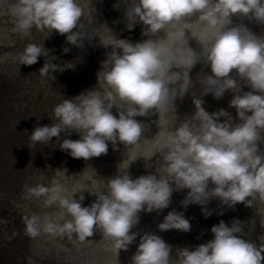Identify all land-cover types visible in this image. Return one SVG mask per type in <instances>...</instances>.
<instances>
[{"label": "clouds", "instance_id": "obj_1", "mask_svg": "<svg viewBox=\"0 0 264 264\" xmlns=\"http://www.w3.org/2000/svg\"><path fill=\"white\" fill-rule=\"evenodd\" d=\"M121 5L125 9L126 28L132 30L142 23L143 35L148 37L199 14L205 25L199 37L201 52L198 54L189 46L176 47L161 39L106 42L105 47H111V51L101 62V70L107 69L103 77L107 85L104 96L90 89L75 96L78 103L72 98L65 99L54 108L58 123H38L34 127L29 136L30 148L48 145L55 138L60 141L61 150L73 158L88 160L107 154L108 142L114 147L117 140L125 145L136 143L144 126L135 117L147 116L149 110L169 102L175 110L173 102L177 97L183 98L192 87L189 73L201 59L210 64L213 73L200 77L204 86L201 95L212 93L219 99L226 90L234 91L230 106L236 109L241 122L233 124L230 113L224 109L209 114L202 107L203 101L194 98L196 111L191 119L199 121V127L183 123L157 149L167 164L172 183L153 174L135 179L128 173L117 175L108 182L110 191L94 193L97 200L91 206H82L83 195L79 200L61 196L64 189L60 185L51 188L36 185L28 189L30 196H47V205L58 202L72 217L62 225L45 218V232L59 231L69 236L76 233L84 240L99 227L103 234L114 238L117 251L127 250L135 241L138 233L132 228L139 222V213L167 208L174 190H190L181 202L184 207L189 203L206 205L211 198H218L229 207L238 203L251 207L248 197L259 193L264 198V153L258 146L264 132V36L255 35L244 25H234L232 19L242 16L264 24V0H117L113 8L119 9ZM12 13L18 29L24 33L34 26L47 28L50 34L55 30L78 48H83L88 38L80 30L83 9L76 0H17ZM184 35L183 31L169 34L171 39ZM69 51L70 48H63L65 54ZM46 55L37 44H29L20 64L31 66ZM57 70L55 63L45 59L39 72L44 76ZM233 70L252 91L241 94L237 79L230 75ZM117 97L130 106L120 108L115 103ZM113 106L117 107L118 116L113 114ZM221 116L228 119L220 122ZM72 131L79 133L80 139L67 138ZM209 181L215 186L209 188ZM202 212L206 218L211 215L207 208L202 207ZM38 220L35 215L24 218L29 237L39 235ZM158 228L187 232L191 224L183 213L173 210ZM211 232L214 239L194 250L179 248L180 264H264V246L258 248L242 238V221L234 220L231 226L220 221L212 226ZM172 248L159 235L146 232L140 236L133 264H170Z\"/></svg>", "mask_w": 264, "mask_h": 264}, {"label": "rangeland", "instance_id": "obj_2", "mask_svg": "<svg viewBox=\"0 0 264 264\" xmlns=\"http://www.w3.org/2000/svg\"><path fill=\"white\" fill-rule=\"evenodd\" d=\"M76 2L83 9L80 30L87 35L93 47L100 45V52L104 54L98 66L94 65L92 69L94 74L81 71L83 63L80 59L83 55H76L85 54L89 49L75 48V58L70 54L64 56L62 50L55 48L54 45H50L47 50L50 49L55 56L53 63L58 68L57 72L67 71L69 74L42 76L38 68L36 70L38 74H31L28 69L27 74H20V72L26 73L25 70L20 69L14 74V82L0 74V264H133L132 257L138 248L140 236L146 232L160 234L162 239L176 250L178 244L187 243L188 240H179L174 238L175 235L163 238L158 227L156 233L152 222L150 224L144 222V211L139 213V222L132 228V231L138 235L127 250L117 251L114 247V238L103 234V230L99 227L94 229L93 236L84 240H80L76 233L71 236L67 233L61 234L59 231L47 233L43 230L45 218L54 224L62 225L72 217L65 208L59 206L58 202L47 205L45 203L47 196H30L28 189L36 185L48 188L60 185L64 189L61 196L70 200L72 198L79 200L83 195L85 198L81 202L82 206H91L97 200L94 193L110 191L108 182L117 175L128 173L132 179L148 174H153L159 179L172 178L168 175L167 164L157 149L166 143L168 137L183 123L188 122L199 127L200 122L191 119L196 111L194 98L203 101L202 107L209 114L224 109L230 113L233 124L241 122L236 109L230 106V101L235 95L234 91L226 90L219 99H216L212 93L201 95L204 86L200 83V77L205 74L213 75L210 64L201 59L189 73L193 84L187 92L188 95L185 94L183 98L177 97L173 102L175 110L169 102L159 109L149 110L147 116L135 117L144 126L143 134L136 143L125 145L117 140L114 147L108 142L107 154L88 160L73 158L67 151L59 148L60 141H56L55 138L48 145L37 144L30 148L29 136L34 127L38 123L40 125L58 123L54 108L65 99L72 98L75 102H79V98L75 96L90 89L104 96L107 85L103 77L107 69L101 70V62L111 51V47H105L106 42L125 39L137 43L148 38L161 39L166 43L171 42L176 47L189 46L198 54L201 52L199 37L205 25L199 20V14L175 22V27L168 25L160 33L150 34L148 37L143 35L145 25L142 23H137L132 30L126 28L124 6L121 5L119 9L113 8L117 0H76ZM15 4L9 3L8 6H4L2 2L0 3L2 62L7 60L19 62L27 45L41 44L40 47L43 48L42 44L49 39V33H46L45 29H31L27 33L18 29L17 18L12 13ZM232 19L234 25H244L255 35L264 36V24L255 19L242 16H234ZM181 31L185 33L182 38H170V33ZM55 32L53 30L51 34ZM95 52L100 53L99 50ZM95 52H88L89 61H95L93 58ZM43 63V61L38 62L34 66L39 64L41 68ZM66 66L68 67L65 68ZM100 70L98 80L97 74ZM230 75L237 79L241 94L252 91L250 85L241 79L235 70ZM124 106L126 109L130 105ZM112 112L118 116L116 106H113ZM38 118L41 119L38 121ZM227 119V117H219L220 122ZM61 136L64 138L65 134L62 133ZM261 137L258 146L260 152L264 153V132L261 133ZM67 138L77 140L80 139V134L72 131ZM170 180L169 183H172L173 179ZM175 194L176 196L172 193L171 203L165 208L167 213L164 211V216L173 210L182 213L183 209H186L181 203L184 200V193L175 192ZM195 214L198 215L199 211L190 208V212L186 213L187 219ZM33 215L39 217L37 227L40 232L35 237H29L23 221L24 218ZM160 216L161 214L157 213L158 225L161 223L162 216ZM167 232L173 234L180 231L170 229ZM179 263L180 260L170 258V264Z\"/></svg>", "mask_w": 264, "mask_h": 264}, {"label": "trees", "instance_id": "obj_3", "mask_svg": "<svg viewBox=\"0 0 264 264\" xmlns=\"http://www.w3.org/2000/svg\"><path fill=\"white\" fill-rule=\"evenodd\" d=\"M1 2L4 6H8L9 3H17V0H0V3ZM32 29L33 30H39L35 26ZM44 29H45L46 33L50 34L49 29H47V28H44ZM48 38L49 39L47 40V42L45 44L44 43L42 44L44 46L42 49L47 55L45 57L41 56L39 58L38 62H42V61L45 62V59L53 62L52 52L50 51V49H49V51L47 50V48L50 47V45H54L55 48L58 47L59 50H62V54L64 56L70 54V56H73L76 58V56L74 55V54H76L74 49L77 47L70 45L66 40V36L60 35L59 33L55 32L53 34L48 35ZM21 42H23V41H21ZM40 46H41V44H40ZM65 47L70 48V51L67 54H65L63 52V48H65ZM99 47H100V45L93 47L89 43L88 39L84 40V47L82 49H86V50L89 49V50L87 52H85V54H83V53L76 54V55H80V56L83 55L80 60L83 63V65L81 66V71H84V73L94 74L92 72L94 65L97 64V66H98L99 61H101V58L104 55L103 52L102 53L100 52L101 48H99ZM102 49H106V48L102 47ZM95 50H99L100 53L95 52ZM91 51L96 53L93 56V58H95V61H89V59H88V57L90 55L88 52H91ZM33 66H34V64L31 66L21 65L20 60H19V62L15 61V60L12 62H10L9 60L2 62L0 59V74H3L4 76H6L9 81L14 82V74H17L16 73L17 70L19 71L21 69V70L26 71V73L20 72V74H27V69H28L29 73H31V74H38L36 70H37V68L40 69L39 64L34 66V67ZM67 67L68 66H66L65 68H67ZM57 71H55L53 73L50 71L48 74H69V72H67V71H64L62 73H58ZM68 71H70V70H68ZM13 85H15V84H13ZM186 95H188V94L186 93ZM115 103L118 106H120V108H122V109H125L124 105H127V104H124L125 102L120 101L118 97L116 98ZM170 179H173V178H168V181ZM170 182H171V180H170ZM214 186L215 185L212 184L211 181H209V188H212ZM188 191H190V190L189 189L174 190L173 194H174V196H176L175 192H178L179 194L181 192H183L184 193L183 199L185 200ZM248 200L251 201V207L246 206L244 203H238L234 207H229L227 205L222 204L218 198H211L206 205L189 203L187 205L186 209H183L184 212H182L186 219H187L186 213H187V211L190 212V208H192L193 211H199L198 215H196V214L192 215L191 218L188 219L190 221V224H191V230L190 231L185 232V231L179 230L180 232L170 234L167 231H161L160 230L161 235L163 234L162 235L163 238L168 237V235H175L174 238H178L179 240H183V239L185 241L188 240L187 243L183 242V243L178 244L177 245L178 247L176 248V250L173 247L172 248L173 249L172 254H171L170 258L176 259V261L181 260V257H179L177 255L179 248L188 247L190 250H194L195 247L198 246L199 244L206 243V242L214 239V234L211 232V228L213 225L219 224L220 221H224L229 226H231V224L234 220L242 221L243 222L242 238L245 239L246 241L255 243L258 248H260L261 246H264V198H262L259 193H254L253 196L248 197ZM202 207L207 208L208 211L211 212V215L208 216L207 218L205 217L204 213L202 212ZM164 211L167 213L166 209H163L159 212H157V211H153L151 213L144 212V216H145L144 222L149 223V224H150V222H152L154 224V229L156 230V233H157V227H158L157 213L161 214L162 218L160 219V221L163 222V219L165 217ZM233 211H235V212H233ZM237 211H239V212H237ZM152 219H154V221H156V222L152 221ZM157 235L160 236V234H158V233H157Z\"/></svg>", "mask_w": 264, "mask_h": 264}]
</instances>
